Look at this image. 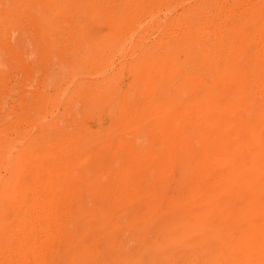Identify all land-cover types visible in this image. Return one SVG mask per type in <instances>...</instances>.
I'll return each instance as SVG.
<instances>
[{
    "label": "rangeland",
    "instance_id": "rangeland-1",
    "mask_svg": "<svg viewBox=\"0 0 264 264\" xmlns=\"http://www.w3.org/2000/svg\"><path fill=\"white\" fill-rule=\"evenodd\" d=\"M204 8H208L207 11ZM248 8L259 13L254 26L245 18ZM202 9L203 11H199ZM200 12H204L203 15ZM260 13L261 8L256 0H160L159 2L157 0H0V144L1 146L4 144L5 154L0 158V264H6L5 262L8 264L13 260L14 262L9 264H15L17 261L16 264L28 262L31 264L34 259L35 263L33 261L32 264L38 262V264H199L206 261L207 254L202 252L203 249L198 248L196 243L184 244L165 239L163 235L167 229V222L163 220L151 222L146 226L140 224L134 230L128 228L131 209L142 207L146 199L160 200L162 198L166 203H174L187 188L195 187L198 180H202L209 186L216 182V170L219 167L214 166L215 168L202 174L194 169L192 159L189 161V157L193 154H201L200 151L204 148L206 140L205 135L198 132L194 123L197 120L195 103H187L193 113L189 123H187L188 115L187 118H183L181 123L183 138L178 148L172 149L165 140L155 144L154 147L160 151L151 155L152 161L156 162L152 170L155 175L150 182L144 183L152 188L146 199L132 201L129 203L131 209L114 210L110 215V222L108 220L92 222L87 211L92 208L95 210L103 208L104 205L110 206L121 200L113 196V188L118 186L117 183L120 185L122 180L117 176V180H114V175L124 173L120 153L123 143L132 137L136 127L150 126L151 123L164 124L165 112L163 111L175 110L176 105L182 108L183 105L187 106L185 102L182 104V100L177 104L179 96L182 99L187 97L184 78L180 72L182 67L179 65L177 70L174 60L163 62L162 56L165 57L169 48L175 47V44L187 43L185 40L190 41L191 34L192 36L200 35V42H204L206 38L207 42L210 39L215 41L217 36L220 38L221 34L223 35L224 32L226 34V30L236 25L238 21L241 22L240 24L246 21V26L239 30L241 33L237 30L243 39H237L236 31V43L240 44L243 40L241 44L247 46V50L255 44L264 45V18L263 20L259 18ZM194 16L196 17L192 19ZM213 20L216 22H212ZM189 26L191 29L194 27L192 29L195 31H193L194 34L190 29L187 31ZM199 26L205 33L203 31L202 33L200 29L197 31ZM208 33L211 34L208 35ZM212 33H214L213 36ZM208 36L214 37V40L213 38L208 40ZM199 38H195L197 42ZM165 41L168 43H164ZM165 48L168 50L164 51ZM178 56L184 57L180 52ZM144 57L147 61L150 59L149 62L145 59V64L149 68L152 67L145 85L146 100L142 101L138 95L128 99V87L131 85L129 82L135 80L134 67L136 63L144 62L142 61ZM163 88L166 92L161 91ZM250 90L248 89L242 96L238 94L245 103L243 107L230 108L227 112L231 118L236 119V124H243L247 118L251 119L254 115L255 102L263 103L261 99L259 101L257 95H253L255 92ZM163 95L165 98H162ZM239 129H242L241 135L245 134L244 131L245 135H248L244 128L236 125V130ZM237 133L236 143L239 145ZM66 135H69L72 145L64 146V149L70 147L68 153H65L64 142L61 141ZM56 136L59 141L55 139ZM54 139L57 144L59 142V145L63 143L60 149L56 148V143H53L55 148L51 147ZM184 143L187 145V151L182 150ZM141 147L142 151L145 150L142 145ZM48 148L51 151H48ZM57 150L62 152L64 150V154L58 152L59 155L69 154L68 158L63 157L64 161L69 157L70 160H67L68 164L64 163L67 168L69 166V171L65 168L66 166H62L61 170L57 168L61 171L60 178L62 174L65 175L64 179L57 178L56 182L54 178H49L52 180L50 181L46 177L44 169L52 163L60 167L59 162L62 163V157L55 154ZM20 151L25 152V156L28 154L27 157L31 152V156L28 158L24 156L26 160H29V162L24 160L26 161L24 175L26 185L20 186L19 189V186L14 187V184L10 183L12 188L4 183H7L9 169ZM175 151L177 155L175 154L176 157L171 159V153ZM34 152L37 154L36 157ZM38 153L44 158L43 160ZM33 154L35 158H41L40 162L46 161L45 164L37 162L39 160H35ZM241 156L242 148L239 151V157ZM55 157L61 158L56 159L59 161L56 165ZM30 160L33 161L34 167L30 164ZM34 161L37 164H34ZM26 164H30L29 168ZM53 164L50 166L52 167ZM35 165L38 168H35ZM42 167V170L39 169ZM37 172H45L46 176L42 173L43 180L39 178L41 175ZM35 173L36 176H34ZM37 178L41 182H38ZM32 179H35V182ZM54 181L60 186L61 183L65 184L66 193L53 200L52 193L50 196L46 193L48 189L54 192L57 186H51L55 184ZM59 181L61 183L58 184ZM38 184L40 187L46 185V189L43 187V190ZM129 184L134 186L133 183ZM29 187L31 195L27 193ZM63 187L57 188L62 190ZM16 188L18 191L15 190ZM23 188L25 192L22 191ZM3 189L7 190L5 195L2 194ZM36 190L39 191L38 195L46 191L47 197L43 193L42 196L46 198L42 200L46 202L49 198L48 203L51 202L52 211H56L55 214L52 211V214L48 212L50 206L48 204V209L46 202L47 211L42 209L45 212H42V215L44 214L47 218H37V223L43 224V234L47 231L44 235L41 234L42 241L38 240V243L45 244L43 245L45 247L35 244L39 253L34 255L38 254L36 257H40L39 261L33 254L26 251L30 244L27 242L30 239L27 238V234L31 225L27 222L35 215L38 216L36 212L39 211L32 207L30 214L27 204L37 199L35 198L38 196L35 194ZM15 192H18L19 196H15L18 195ZM101 194L108 195L109 199H107L108 196L106 198L102 196L101 199ZM5 196L8 197L5 198ZM111 199L115 200V203ZM6 200L15 202L14 208L5 207ZM178 204L184 210L190 209L191 206L187 201ZM197 204L201 207L205 205L203 201ZM59 205L62 207L66 205V207L60 211L62 208ZM20 206L24 207V210ZM49 215L51 220L54 219V224L50 221ZM161 216L169 218L170 212L164 211ZM45 220L49 221L46 223ZM57 221H60L59 224ZM56 230L60 231H58L60 236ZM25 231L27 234L24 233ZM49 231H53L55 235L51 232L48 234ZM46 234L56 238L50 237L51 241L48 236L47 239L45 238ZM195 238L192 235L191 239ZM81 243L89 245L90 253L87 256L91 257L86 256V259L70 257L72 249ZM12 248H17V252ZM39 249H44L42 254ZM18 250L24 252L19 254ZM12 254L16 260L11 257ZM30 256L33 259L24 263L23 260L32 258Z\"/></svg>",
    "mask_w": 264,
    "mask_h": 264
},
{
    "label": "bare ground",
    "instance_id": "bare-ground-1",
    "mask_svg": "<svg viewBox=\"0 0 264 264\" xmlns=\"http://www.w3.org/2000/svg\"><path fill=\"white\" fill-rule=\"evenodd\" d=\"M157 1L159 2L160 0H157ZM256 2L261 8V13H260L261 16L259 18L263 20L264 0H256ZM207 9L208 8L206 9L204 8V10L206 11ZM199 11H203V9ZM200 13L201 15H203L204 12H200ZM258 16H259L258 12H256L255 10H249V8L245 12V18L246 20L250 21L249 23L252 26L256 24L254 22H255V19L257 21ZM195 17L196 16L192 17V19ZM197 17L199 18V16ZM192 19H189V20H192ZM208 19H210V16ZM244 19L243 20L241 19V20L244 21ZM214 21L215 20H213L212 22ZM187 22L188 21H186V23ZM209 22H211V20ZM238 23L239 21L237 22V24ZM240 23L238 26H236L237 25L236 23H235L236 25L230 26V28L226 30L227 33L225 34L224 32L223 35L221 34L220 38L219 36H217V38L215 37L219 41L218 40L216 41V39L215 41H210L211 39L209 40V38H213L214 40V37H212L214 33H212L211 37L208 36L209 42L206 41L207 38L206 40L204 39L205 38L204 34L202 35L204 37L203 39L206 42L205 41L200 42L201 40L199 38L200 35L192 36L191 34L190 41L185 40V42L187 43H183V44L177 43V45L175 44V47L173 48L167 47L169 48V50L165 48L164 51L168 50V54L165 53L166 54L165 57L162 56L163 62H166L168 60H174V63H176L177 65V70H178L179 65L182 67L180 72L182 73L183 78H184V89L186 91L185 94L187 95V97L182 99V97L179 96L177 104H179L182 100V104L183 102H185L186 104L189 102L188 104L195 103L197 105V109H196L197 110L196 111L197 120L194 123H195V126L198 132L203 133L206 137L204 148L200 151L201 154H197V155L193 154L192 157L191 156L189 157V161L190 159H192L193 161L192 166L194 167L195 170H198L202 174L212 170L216 166L219 167L220 169L217 168L216 170V177H217L216 182L213 185L209 186V185L204 184L202 180H198L197 185L195 187L187 188V190H185L182 194H180L179 200L174 203H166L164 202V199L162 198L160 200H147L146 199L147 194L151 192L152 188H150L149 186H146L145 184H147V182H150L152 176L155 175V172L153 175L152 170L155 167L156 162L152 161L151 155L155 152L160 151L158 148L154 147L155 144L161 142L162 140H165L167 145H169L172 149L176 150L179 144L182 142L181 140L183 138V134L181 131L182 129L181 123L183 121V118H187V115H188L187 123H189L190 121L189 118L191 117V114L193 113L188 104L187 106L183 105V108L180 107L179 105H176V107L174 108L175 110H171L169 112H167V110L163 111V113L165 112L164 113L165 114L164 124H160V123L152 124L151 123L150 126L148 125L138 126L136 127L135 133L132 135V137L128 141L123 143L124 145L122 147L120 155L122 158L121 163H123L124 173L114 175V180L115 179L117 180V177L121 178L122 184L120 183L121 185L120 186L119 183H117L118 186H116V188H113L114 190L113 196L114 197L117 196L121 198V200L118 203L113 204V205H110L111 204L110 203L109 204L110 206L104 205L103 208H99V209L97 208L96 210L92 208L88 210L87 211L88 216H90V220L92 222L93 221L106 222L107 220L108 222H110V215L112 212H114V210L131 209L129 203H131L134 200L146 199V202L142 207L131 209V217L128 222V228H132V230H134V228L136 226H140V224L146 226L151 222L155 223L157 220H163L167 222V226H166L167 229L163 235L165 239L175 240V241H178L177 243H184V244L185 243L187 244L196 243V245L199 246L198 248L203 249L202 252H205L207 254V260L199 264H264V98H263L264 97V45L262 43H261L262 45L255 44L254 46H250V49L247 50L246 49L247 46H245L244 44H241L243 40L241 41V43L238 41L240 44L236 43L237 39L241 40L242 38L240 35L241 32L239 30H241L242 27L246 26L245 24L246 21L244 23L242 22L243 24H240ZM192 25L195 26V24H192ZM214 25L215 23L213 24V27ZM189 27L187 28V31L188 29L192 30L194 28L192 27L191 29V27L190 28ZM200 28L201 27L199 26L197 30L195 27V30L199 31ZM203 30L200 29L201 32ZM193 31L194 30H192L191 33ZM236 31L238 33L237 39H236ZM203 32L205 33V31ZM209 34L211 33H208V35ZM186 35L187 34H185V36ZM188 36L190 37V34ZM194 37L196 39L199 38V41L197 42V40ZM183 38H184V35H183ZM164 43H166V41ZM158 44H161V43L158 42ZM179 52L180 54L182 53L184 57L180 58L178 56ZM151 58H153L152 55H151ZM159 58H160V54H159ZM145 59H146L145 57L144 59L142 58V61L144 60V62H138L136 63L137 65H135L134 67L135 73L133 74L135 76V80L132 82H129L131 85H129L130 88L128 87L129 89L127 92L128 99L134 98V96L138 95L139 98H142V101L146 100L147 96L145 92V85L149 79L150 71H151L150 69L152 67L149 68V66L145 64ZM138 60L140 61L141 59H138ZM148 60L150 61V59ZM151 64L153 65L154 63H151ZM160 79H161V76H160ZM248 89H251L250 90L251 92H255L253 95H257L259 97V101L261 99L263 103L261 101L255 102L253 104V106L255 107V110H253L254 115L251 116V119L247 118V120L244 121L245 123L236 124V119L231 118L227 114V112L230 108L236 109V107H243L245 105L244 101L240 99V97H238V94L242 96L245 92H247ZM161 91L166 92L165 88H163ZM162 98H165V96L163 95ZM236 125L244 128L248 132V135H245L246 134L245 131H244L245 134L241 135L240 133L242 129L236 130ZM210 127H213V128H210ZM236 133L239 137L238 139L239 145L236 143ZM57 137L58 136H56V138L55 137L53 138L57 140ZM60 137L62 138L63 136H60ZM68 137L69 135L64 136L63 140H61L60 138V140L64 142V144L62 143L63 149H64V146L66 145L67 146L69 145L70 147L72 146L71 140ZM50 138L51 140H53L52 137ZM55 139H54L55 142L54 141L52 142L51 147L55 148L57 146L56 148L60 149L62 144H60L61 146L59 145V142L57 144V141L59 140L56 141ZM147 140H149L150 142ZM48 143L49 141L47 142V144ZM53 143H56V146ZM58 145L60 147H58ZM141 145L144 147L145 150L143 151L145 152L142 151ZM70 147L67 148L68 150L65 147L66 149V150L64 149L65 153L70 152ZM182 148H183L182 149L183 151H187V145L185 143ZM241 148H242V156L239 157V151L241 150ZM48 151H51V149L49 150L48 148ZM54 151L56 150L54 149ZM58 152H62V151L57 150V153H55L58 156L62 157V163L56 160L58 159L57 158L58 156H57L55 157V161H56L55 165L58 164L57 162H59L60 167L54 166L53 163H52L53 164L52 167L50 166L52 164L50 165L48 164L47 166L49 167L47 168L44 166L46 168L44 170H46L47 176L44 174L45 172L44 173L37 172L39 175H41V177L38 175L41 180H43L42 173L43 175L48 177V179L51 177L52 179L54 178L56 182H57L56 180L57 178L64 179L65 174L64 175L62 174L61 175L62 178H60L61 171H58L57 168L61 170L60 168H62V166H66L64 163L68 162L70 160V157L69 159L65 158V161H64L63 157L69 154L62 156V155H59ZM134 152L135 154H133ZM24 153L25 152L20 151L14 158L12 167L9 169L8 175L6 177L7 183H4L5 185L9 184L10 186H12L14 184V187L19 186L18 187L19 189L21 188L20 186L26 185L24 183V175L26 174L25 162L26 161L29 162V160L28 159L26 160L25 157L28 158L29 156H31L30 155L31 152L29 153L28 157H27L28 152L26 153L27 154L26 156ZM34 154H33V157H34ZM175 154L177 155L176 151L171 153V159H174L176 157ZM4 156H5L4 144L2 146L0 144V158ZM36 156L37 154H35V157ZM39 156L41 157V155ZM45 156H46V153H45ZM45 156L43 155V157ZM40 157L38 158L41 159L42 157L41 158ZM60 157L59 159H61ZM36 159L37 158H35V160ZM43 159L44 158H42V160ZM52 160L54 161V159ZM30 162H31L30 164L33 163V161L31 160ZM37 162L41 163L42 161L40 162L39 160ZM45 162H42V163L45 164ZM35 163L36 161H34V164ZM27 164H26V167L29 168L28 166L30 164L29 165ZM35 168H38V166L35 165ZM65 168H67V166ZM68 168H67V171H69ZM39 169L42 170L43 167ZM133 169H135V171ZM28 170L29 169H27V171ZM62 170L64 171L66 169H62ZM34 176H36V173L34 174ZM45 176H44V180H46ZM66 176H67V173H66ZM39 178H37L38 182L40 181ZM133 180L135 181L133 182ZM5 181L6 180L4 179V182ZM33 181L35 182V179ZM30 182L32 183V181ZM59 183L61 182L59 181L58 184ZM63 183H61V186L60 184L57 185L56 183L51 184V186L57 185L56 188L53 190L54 192L48 189L47 193L46 191L45 193L46 194L49 193L48 194L49 196L52 193L53 200L54 198L55 199L58 198L59 195L62 196V194L66 193L65 184L62 185ZM129 183H133L134 186H129L130 185ZM42 184H43V181H42ZM31 186L33 185L31 184ZM45 186L46 185L40 187L39 185L40 188L44 187L46 189ZM62 186H64L63 189L65 191H62L63 189L61 190L60 188H57V187L62 188ZM39 187L38 189L39 191H41ZM47 188H48V185H47ZM5 189H7V187ZM3 190H2V194L5 195L7 190H4V191ZM15 190H17V188ZM29 190H30V187L27 190L28 192L27 191L26 192L29 193L30 192ZM9 191L11 193V190ZM22 191L25 192L24 188ZM39 191H37L35 194L38 195L37 193H39ZM10 193L8 192L9 195ZM15 193L18 194V192H15ZM24 194L25 193H23V195ZM33 194L34 192L32 193V195ZM42 194H39L40 196L38 195L35 197L37 198L36 199L37 201L32 196V199L34 198L33 200H35L34 202H30L27 204L26 203L28 202L27 199L25 202L29 206L28 207L29 211H30V208L32 207L33 208L35 207V209L39 210L37 211L34 209L35 211H37L36 213H38V216L35 215V217H32L33 215L32 214L31 217L33 219H30V221L28 220L30 223L27 222L28 225L31 224L29 226L30 235L26 233L28 229H26V231L24 232L28 235L27 238H30L29 241H27L30 244L28 245V243L26 242L28 245L26 251L27 253H30L33 255L34 253H39L37 251L38 247L35 246L36 243L39 246L45 245V244L41 245L38 243V240H40L41 242L42 241L41 238H43V236L41 235L43 234V231H42L43 224L37 223V218L41 217V219L42 218L44 219L45 215L43 214L44 215L43 216L42 212L43 210L45 211V209L47 208V207L45 208V203L47 202V206L49 204L48 203L49 198L45 202L44 200H42L45 197V196H42ZM15 196H19V194ZM102 196L103 197L105 196L106 198L108 195L101 194V197H100L101 199H102ZM6 197L8 196H5V198ZM28 197L31 198V196H28ZM52 197H50V199H52ZM19 198L20 197H18V199ZM107 199H109V196ZM182 201L189 202L191 204V206L189 207L190 209L184 210L180 208L178 203H181ZM199 201H203L205 205L203 207L198 206V204L196 205V203ZM112 202L115 203V200L114 201L112 200ZM7 203L9 204L7 205ZM13 203L10 200L5 203L6 205L5 204L4 205L5 207L7 206L9 208H14ZM49 206H48V209H49ZM96 206L94 208H96ZM60 207L62 209H60ZM60 207H59L60 211H63L66 205L64 207L62 206ZM20 208H23L24 210V207L20 206ZM52 208L53 206L52 207L50 206V209L48 210V212L50 211L51 213ZM165 209H168V210H165ZM164 211L170 212L169 218H162L161 215ZM55 212L52 211V213L54 214ZM28 214L26 215L29 216ZM30 214H31V211H30ZM49 218H50V215H49ZM45 221L47 223L49 220H45ZM50 221H53L52 223L54 224V219L51 220L50 218ZM60 221H57V224H59L58 222ZM49 224H46V225H49ZM59 230L61 229L59 228ZM59 230H56V231L58 232ZM46 232H44V234ZM50 232L51 231H49L48 234H50ZM59 232H58V235L60 234ZM51 233L53 234V231ZM192 235L195 236L196 238L191 239ZM47 236L49 237V235L46 234V237H45L46 239H47ZM54 237L56 238V236ZM55 238H52V239H55ZM44 239L43 241L46 240ZM27 245H25V247ZM13 247H16V246L13 245ZM25 247H24V251H25ZM21 248L22 247H20V249ZM16 249L14 248L13 250L16 251ZM24 251L23 250L19 251V254L20 252H24ZM39 251L41 253L42 251H44V249L43 250L39 249ZM88 253H90L89 245H85L81 243L72 249V251L70 252V257H74V258L78 257V259H82V258L86 259V256ZM22 254L26 255L25 253H22ZM36 255L34 256L36 257ZM13 256L14 255L12 254L11 257ZM87 257H91V256H87ZM39 258L40 257L38 258L36 257L37 261H39L38 260ZM32 259L33 257L30 259H27V261L26 259L23 261L25 263V262H28V260L31 261ZM33 261L35 263V259ZM10 262H8V264ZM5 263L7 264V262ZM16 263H18V261L15 262V264Z\"/></svg>",
    "mask_w": 264,
    "mask_h": 264
}]
</instances>
